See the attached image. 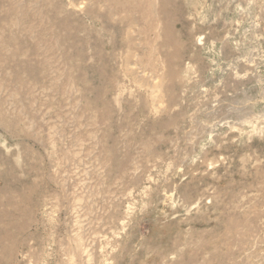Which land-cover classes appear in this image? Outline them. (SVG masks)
<instances>
[{"label": "rangeland", "instance_id": "rangeland-1", "mask_svg": "<svg viewBox=\"0 0 264 264\" xmlns=\"http://www.w3.org/2000/svg\"><path fill=\"white\" fill-rule=\"evenodd\" d=\"M0 264H264V0H0Z\"/></svg>", "mask_w": 264, "mask_h": 264}]
</instances>
